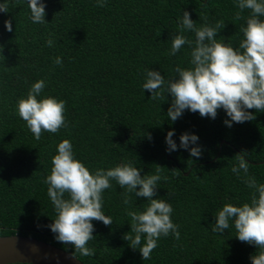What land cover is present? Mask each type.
<instances>
[{"label": "trees", "instance_id": "trees-1", "mask_svg": "<svg viewBox=\"0 0 264 264\" xmlns=\"http://www.w3.org/2000/svg\"><path fill=\"white\" fill-rule=\"evenodd\" d=\"M45 3L48 22L43 24L31 21L25 0H8V12H0V236H33L86 264H252L256 246L240 241L234 226L221 234L212 231V223L225 203L251 201L249 177L264 183V111L250 109L255 119L231 127L224 123L223 109L215 119L185 110L172 122L167 116L171 94L151 99L142 89L146 70H159L168 80L177 66H190L188 45L168 54L184 10L197 26L220 24L217 39L234 47L243 39L240 28L251 10L241 11L236 0H107L103 7L96 0ZM183 34L195 39L192 32ZM49 38L52 46L46 44ZM56 57L62 65L54 63ZM39 79L46 82L42 95L66 102L68 126L57 133L42 131L36 139L16 104ZM173 129L177 145L182 133L198 134L199 158L183 148L167 151L165 138ZM63 139L72 142L75 156L90 170L126 161L141 168V175L159 169L156 198L172 205L180 238L161 236L144 260L124 236L131 231L126 209L143 210L147 198L130 193L125 205L124 189L112 180L102 206L112 224L93 221L88 246L95 254L82 256L58 241L49 227L56 212L44 180ZM241 158L247 175L232 171Z\"/></svg>", "mask_w": 264, "mask_h": 264}, {"label": "clouds", "instance_id": "clouds-1", "mask_svg": "<svg viewBox=\"0 0 264 264\" xmlns=\"http://www.w3.org/2000/svg\"><path fill=\"white\" fill-rule=\"evenodd\" d=\"M25 2L33 23L48 22L45 18V0ZM96 3L103 7L107 0H96ZM236 4L241 11L251 10L246 25L240 28L243 39L238 46L217 39L220 24L197 26L190 12L184 10L179 19L180 31L172 35L168 54L174 56L188 45L191 49L190 66H177L175 77L168 80L159 70H146L142 89L151 92V99H157L164 92L171 94L172 102L167 116L172 122L181 117L185 110L215 119L218 109H223L227 117L224 123L231 127L234 122L255 119L250 109L264 111V0H236ZM0 12H8V0H0ZM4 25L7 31L13 30L11 19L5 20ZM185 31L194 33L195 39H189L183 34ZM46 44L52 46V38L47 39ZM54 63L62 65V58L56 57ZM45 86L44 79L33 82L27 95L20 97L16 104L18 115L36 139H40L42 131L57 133L68 126L66 102L55 96L42 95ZM173 136L174 129L165 138L167 151L183 148L191 157L201 156L198 134L182 133L179 145ZM141 171L131 161L107 169L90 170L75 156L72 142L69 139L61 140L52 157L51 172L44 180L56 212L49 225L55 238L73 245L75 252L82 256L94 255L95 249L88 246V242L94 238L93 221L112 224L110 217L102 211V206L103 192L111 188V181L115 180L124 189L125 205L130 203V193L147 198L148 203L143 210L126 209L131 217V231L124 236L134 250L139 249L144 260L150 258L161 236L171 233L179 239V225L171 218L174 211L172 205L162 198H156L161 180L159 169L151 175H141ZM232 171L237 175L243 171L247 175L245 159H239ZM246 183L253 189L251 201L225 203L213 214L215 222L212 223V231L223 234L234 226L240 241L254 244L257 248L256 253L250 256L252 264H264V183H258L254 177H249Z\"/></svg>", "mask_w": 264, "mask_h": 264}, {"label": "water", "instance_id": "water-1", "mask_svg": "<svg viewBox=\"0 0 264 264\" xmlns=\"http://www.w3.org/2000/svg\"><path fill=\"white\" fill-rule=\"evenodd\" d=\"M86 264L66 250L33 236H0V264Z\"/></svg>", "mask_w": 264, "mask_h": 264}]
</instances>
